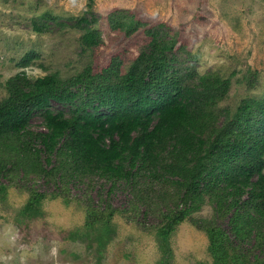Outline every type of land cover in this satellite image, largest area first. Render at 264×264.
<instances>
[{
	"label": "trees",
	"instance_id": "1",
	"mask_svg": "<svg viewBox=\"0 0 264 264\" xmlns=\"http://www.w3.org/2000/svg\"><path fill=\"white\" fill-rule=\"evenodd\" d=\"M94 5L89 0L78 17L45 13L33 29L80 30L83 46L93 50L102 44ZM108 23L127 36L147 27L123 9L112 11ZM166 27L145 31L149 44L124 74L116 58L100 72L88 66L69 78L37 79L23 72L6 82L7 96L0 100V196L20 180L50 191L28 188L20 215L33 220L48 196L70 203L66 192L91 189L85 201L95 193L107 206L88 203L85 227L99 224L108 231L119 211L109 200L127 188L131 205L140 211L145 206V217L160 219V264L169 263L171 237L188 220L206 233L213 264H264V96L248 97L236 110L221 108L231 78L199 74ZM38 58L28 53L20 67ZM249 74L252 89L257 75ZM36 118L42 120L39 127L32 124ZM84 196L76 193L77 201ZM206 204L211 218H195Z\"/></svg>",
	"mask_w": 264,
	"mask_h": 264
},
{
	"label": "rangeland",
	"instance_id": "2",
	"mask_svg": "<svg viewBox=\"0 0 264 264\" xmlns=\"http://www.w3.org/2000/svg\"><path fill=\"white\" fill-rule=\"evenodd\" d=\"M88 1L0 0V100L7 96L6 82L23 72L31 79L50 74L69 78L88 66L100 72L117 58L119 73L124 74L149 44L145 31L159 24L177 37L184 48L183 58L199 74L214 71L231 78L221 108L236 110L242 100L264 96V0H95L99 22L94 27L102 44L93 50L83 46V32L71 27H55L44 34L34 31L32 23L41 15L78 17L87 10ZM118 9L132 12L147 27L132 36L114 31L108 16ZM31 52L39 58L20 67ZM251 71L257 75L252 89L245 79ZM53 107L59 106L53 103ZM41 123L40 118L32 122L36 127ZM24 181L11 182L0 196V264H160L155 235L160 219L158 215L145 217L141 212L145 206L140 211L131 205L134 198L127 188L109 198L119 211L110 219L108 231H103L99 224L85 227L88 203L102 206L101 210L107 206L95 193L92 201H85L95 192L91 189L66 192L70 203L48 196L39 217H22L20 210L30 197L28 188L46 190L36 187L33 180ZM76 193L86 195L82 202ZM212 214L206 204L194 217L209 219ZM208 246L206 233L185 221L171 237L168 264H213Z\"/></svg>",
	"mask_w": 264,
	"mask_h": 264
}]
</instances>
